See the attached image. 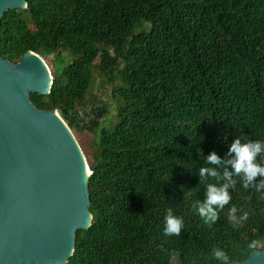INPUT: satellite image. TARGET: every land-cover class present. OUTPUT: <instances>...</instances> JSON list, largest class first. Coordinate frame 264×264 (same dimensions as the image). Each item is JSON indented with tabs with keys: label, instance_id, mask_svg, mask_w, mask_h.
Wrapping results in <instances>:
<instances>
[{
	"label": "trees",
	"instance_id": "1",
	"mask_svg": "<svg viewBox=\"0 0 264 264\" xmlns=\"http://www.w3.org/2000/svg\"><path fill=\"white\" fill-rule=\"evenodd\" d=\"M26 2L0 20V56H53L50 92L30 100L93 134L91 224L66 264H219L214 248L233 261L264 249L260 176L248 189L237 177L215 222L193 208L210 151L264 140V0ZM168 208L184 219L179 235L163 232Z\"/></svg>",
	"mask_w": 264,
	"mask_h": 264
},
{
	"label": "water",
	"instance_id": "2",
	"mask_svg": "<svg viewBox=\"0 0 264 264\" xmlns=\"http://www.w3.org/2000/svg\"><path fill=\"white\" fill-rule=\"evenodd\" d=\"M26 0H0V20ZM53 76L34 51L0 56V264H66L76 232L87 229L91 170L59 108L30 94L50 92ZM233 264H264V249Z\"/></svg>",
	"mask_w": 264,
	"mask_h": 264
},
{
	"label": "clouds",
	"instance_id": "3",
	"mask_svg": "<svg viewBox=\"0 0 264 264\" xmlns=\"http://www.w3.org/2000/svg\"><path fill=\"white\" fill-rule=\"evenodd\" d=\"M206 166L198 169V176L205 182L206 194L203 203L194 201L193 208L202 217L205 223L215 222L219 217V210L229 204L232 195L230 188H235L237 177L245 189L253 187L252 182L257 176L261 179L254 185L255 191L264 194V140L242 141L237 137L227 146L225 156L221 158L216 151H210L205 157ZM211 165H221L222 175ZM230 166V170L229 167ZM209 178L219 180L220 183L208 182ZM215 206V207H214ZM237 207L229 209V215L233 219L246 221L248 213L237 216ZM184 227L183 217L174 214L172 208L166 210L165 226L163 232L167 236L179 235ZM249 247H254L250 244ZM212 255L219 264H233L232 258L223 248H214Z\"/></svg>",
	"mask_w": 264,
	"mask_h": 264
},
{
	"label": "rangeland",
	"instance_id": "4",
	"mask_svg": "<svg viewBox=\"0 0 264 264\" xmlns=\"http://www.w3.org/2000/svg\"><path fill=\"white\" fill-rule=\"evenodd\" d=\"M52 59L53 56H49L48 58L45 59V62L47 63L48 67L50 68V71H52ZM72 133L74 134L76 140L78 141L82 151L84 152V155L86 157L87 160V155L89 153V144L93 138V134L91 132L88 131H76V130H72ZM88 162V161H87Z\"/></svg>",
	"mask_w": 264,
	"mask_h": 264
}]
</instances>
